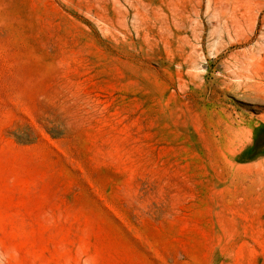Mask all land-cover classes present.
Listing matches in <instances>:
<instances>
[{
	"label": "rangeland",
	"instance_id": "1",
	"mask_svg": "<svg viewBox=\"0 0 264 264\" xmlns=\"http://www.w3.org/2000/svg\"><path fill=\"white\" fill-rule=\"evenodd\" d=\"M0 264H264V0H0Z\"/></svg>",
	"mask_w": 264,
	"mask_h": 264
}]
</instances>
